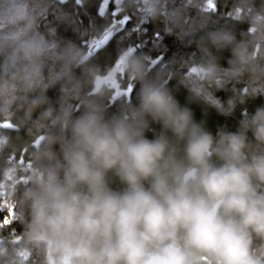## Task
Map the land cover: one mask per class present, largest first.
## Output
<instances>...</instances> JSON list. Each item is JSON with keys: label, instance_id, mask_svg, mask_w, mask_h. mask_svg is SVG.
Here are the masks:
<instances>
[{"label": "clouds", "instance_id": "obj_1", "mask_svg": "<svg viewBox=\"0 0 264 264\" xmlns=\"http://www.w3.org/2000/svg\"><path fill=\"white\" fill-rule=\"evenodd\" d=\"M66 2L46 23L51 0H0V208L19 228H0V264H264V104L247 108L264 0H231L223 24L214 0H113L194 46L183 72L132 45L98 63L109 0L99 26ZM209 111H239L235 130L213 133Z\"/></svg>", "mask_w": 264, "mask_h": 264}, {"label": "trees", "instance_id": "obj_2", "mask_svg": "<svg viewBox=\"0 0 264 264\" xmlns=\"http://www.w3.org/2000/svg\"><path fill=\"white\" fill-rule=\"evenodd\" d=\"M60 0H51L52 11L46 18V23L55 22V16L57 14V5ZM103 3V0H67L61 6L68 9L73 18L77 22H83L85 26L89 25L90 18L96 22L99 26L105 21L101 20L98 15L99 6ZM215 9L212 11V19L216 20L219 24L225 23L223 18L229 12L231 8V0H214ZM111 15L108 22L117 25V31L114 37L110 40L109 44L102 50L98 51L97 62L100 64H110L116 57L117 51L120 47L132 45L137 47L144 54L148 55L151 59L158 62L167 63L175 59V68L177 72H183L187 66L193 62L194 46L188 45L187 42H181L176 37L169 35L163 23H145L139 19L138 15L133 11L127 17L116 14V9L113 0H109L107 5ZM195 16V12L192 13ZM61 34L75 39V35L69 29L65 31L61 28ZM81 43L87 44L88 38L83 37ZM225 56L228 54L225 53ZM176 80L170 82V87L176 85ZM176 97L181 104L186 103L187 92L183 88L176 91ZM50 97H55L56 93L50 92ZM135 90H133L132 97L134 99ZM221 98H225V93L218 92ZM264 104V97L258 98L254 101H250L247 105L249 111H253L257 105ZM193 108L197 120L204 119L202 108L198 105H190ZM240 118V112L237 111L235 116L231 118H224L219 116L214 111H209L207 116V126L215 133L217 125L227 126L231 130H235L237 121ZM151 138V133L149 134ZM6 228H10V234L15 235L19 230L18 225L13 224Z\"/></svg>", "mask_w": 264, "mask_h": 264}, {"label": "built area", "instance_id": "obj_3", "mask_svg": "<svg viewBox=\"0 0 264 264\" xmlns=\"http://www.w3.org/2000/svg\"><path fill=\"white\" fill-rule=\"evenodd\" d=\"M13 212L11 210H4L0 208V228H6L13 225L12 222Z\"/></svg>", "mask_w": 264, "mask_h": 264}, {"label": "water", "instance_id": "obj_4", "mask_svg": "<svg viewBox=\"0 0 264 264\" xmlns=\"http://www.w3.org/2000/svg\"><path fill=\"white\" fill-rule=\"evenodd\" d=\"M108 44H109V42L105 46H101V49H99L98 51L104 49Z\"/></svg>", "mask_w": 264, "mask_h": 264}, {"label": "rangeland", "instance_id": "obj_5", "mask_svg": "<svg viewBox=\"0 0 264 264\" xmlns=\"http://www.w3.org/2000/svg\"><path fill=\"white\" fill-rule=\"evenodd\" d=\"M51 11H52V8H51Z\"/></svg>", "mask_w": 264, "mask_h": 264}]
</instances>
